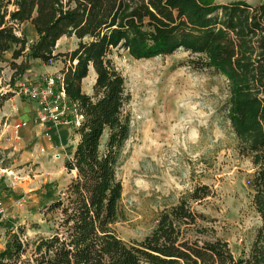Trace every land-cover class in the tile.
<instances>
[{
    "label": "trees",
    "instance_id": "obj_1",
    "mask_svg": "<svg viewBox=\"0 0 264 264\" xmlns=\"http://www.w3.org/2000/svg\"><path fill=\"white\" fill-rule=\"evenodd\" d=\"M27 22L38 35L32 44L22 30ZM63 37H75L77 47L56 53ZM180 49L195 69L227 79L225 111L239 154L253 166L248 184L262 222L247 257H236L214 220L194 207L215 195L208 185L161 211L144 240L126 242L117 231L124 194L118 171L132 114L126 79L112 55L123 50L142 60ZM11 50L13 74L1 99L15 95L33 60H61L74 115L68 121L78 141L64 164L72 180L45 207V216L57 217L53 234L26 242L19 227L0 250V264H264V0H0V75ZM92 69L88 94L83 81Z\"/></svg>",
    "mask_w": 264,
    "mask_h": 264
},
{
    "label": "rangeland",
    "instance_id": "obj_2",
    "mask_svg": "<svg viewBox=\"0 0 264 264\" xmlns=\"http://www.w3.org/2000/svg\"><path fill=\"white\" fill-rule=\"evenodd\" d=\"M22 30L32 44L30 30ZM77 44L75 37H63L56 53L70 52ZM112 59L126 79L132 114L131 135L118 171L124 186L123 219L117 225L120 237L126 242L144 240L155 229L161 211L196 186L208 185L215 195L194 207L214 220L218 235L236 257H247L262 222L248 184L253 166L239 154L225 111L227 79L212 70L195 69L183 49L142 60L120 50ZM94 82L92 72L83 90L92 94ZM71 112L68 120L74 119ZM66 126L63 144L47 147L38 128L25 155L5 158L4 167L14 165L15 177L0 179V202L5 206L0 216V250L9 233L19 227L26 230V242L53 234L57 217L45 216V207L59 200L70 184L72 175L64 164L78 141L72 124ZM56 154L61 157L55 158Z\"/></svg>",
    "mask_w": 264,
    "mask_h": 264
},
{
    "label": "crops",
    "instance_id": "obj_3",
    "mask_svg": "<svg viewBox=\"0 0 264 264\" xmlns=\"http://www.w3.org/2000/svg\"><path fill=\"white\" fill-rule=\"evenodd\" d=\"M22 27L30 30L32 42H36L38 40V35L35 33L36 31L33 29L34 27L31 23L27 22L23 24ZM61 40H59V42ZM12 54L13 50L7 52L4 56V62L1 64L3 71L0 75V88L7 87L12 77L13 71L8 66L12 61ZM21 61L22 60H19L18 63ZM31 64L32 67L25 75L24 80L37 82L45 75H53L56 77L62 76L61 71L64 66L62 61H55L47 65L40 60H33ZM92 72L94 73V78L96 79V73L93 69L91 70L90 74ZM0 122V146L3 148L6 158L9 159H12L19 154L25 155L27 153L26 148H29L30 145L32 146V141L37 135L38 128L42 130L41 133L43 135L44 144L47 147L63 144V140L68 129L66 126L67 124L62 123L51 129L49 131L50 135L47 137V128L39 119V112L36 105L19 97L18 95H11L1 104ZM19 123H26V127L21 128L16 134L14 131V126ZM43 150L45 151L44 148ZM13 161L15 162L16 160ZM7 169L13 173L15 172L13 170L14 165L12 164L9 168L7 167Z\"/></svg>",
    "mask_w": 264,
    "mask_h": 264
},
{
    "label": "built area",
    "instance_id": "obj_4",
    "mask_svg": "<svg viewBox=\"0 0 264 264\" xmlns=\"http://www.w3.org/2000/svg\"><path fill=\"white\" fill-rule=\"evenodd\" d=\"M9 88L10 86L0 88V95L7 93ZM14 93L36 105L39 112V119L47 128V137L50 135L49 131L58 125L62 123L71 124V122L68 121V115L72 109L63 88L62 77L45 75L37 82H30L22 79L15 86ZM3 102L4 101L0 97V107ZM71 114L73 115V112H71ZM23 127H26V123L15 125L14 131L16 134ZM59 157V154L55 155V158ZM5 158V152L0 146V179L3 177H15L12 171L4 167L3 163ZM18 204H21V201H18ZM4 214L5 206L0 202V216Z\"/></svg>",
    "mask_w": 264,
    "mask_h": 264
}]
</instances>
